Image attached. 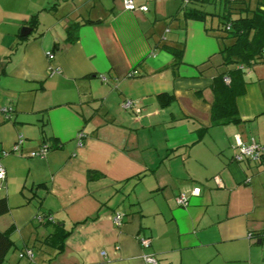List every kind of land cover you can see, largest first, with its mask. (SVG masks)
<instances>
[{
	"label": "crops",
	"instance_id": "1",
	"mask_svg": "<svg viewBox=\"0 0 264 264\" xmlns=\"http://www.w3.org/2000/svg\"><path fill=\"white\" fill-rule=\"evenodd\" d=\"M133 1L148 9L0 0V231L13 241L2 264H264V167L233 158L237 138L264 143V61L243 69L238 120L210 122L231 42L218 27L261 0L189 3L203 20L185 18L180 0ZM43 142L53 146L31 156ZM55 225L69 232L61 247L47 238Z\"/></svg>",
	"mask_w": 264,
	"mask_h": 264
},
{
	"label": "trees",
	"instance_id": "2",
	"mask_svg": "<svg viewBox=\"0 0 264 264\" xmlns=\"http://www.w3.org/2000/svg\"><path fill=\"white\" fill-rule=\"evenodd\" d=\"M199 0H191L188 3L181 2L180 9L185 18L203 20L208 14L206 11L198 9V7L189 6V3L198 2ZM232 2L234 0H226ZM262 6V8H260ZM222 27H218L222 31L223 39L231 40L220 49L222 63L227 67L225 72L216 75L211 83V89L214 94L210 108V122L212 124H224L237 121V109L235 99L242 94L245 86L243 77V69L238 68L239 64L248 67L253 63L262 61L264 56V0H261L256 7L251 10L250 14L231 19L224 16ZM92 20H86L91 22ZM98 21V20H96ZM230 23L229 29L225 24ZM85 23V22H84ZM81 22H74L67 27L66 39L73 42L77 39V29ZM168 50L175 56L174 64L180 60L182 48L169 47ZM229 77V82L223 80V76ZM169 95H158V101L161 105L167 103ZM167 98L166 101H163ZM50 148L53 145H49ZM98 173L92 170L87 172L88 178L97 176ZM8 210V204L5 197H0V215ZM42 214V213H41ZM12 228L0 231V264L8 250L12 247L13 241L10 238ZM69 232L64 231L60 226L55 225V230L50 233L47 238L51 243H59L61 247L62 241Z\"/></svg>",
	"mask_w": 264,
	"mask_h": 264
},
{
	"label": "built area",
	"instance_id": "3",
	"mask_svg": "<svg viewBox=\"0 0 264 264\" xmlns=\"http://www.w3.org/2000/svg\"><path fill=\"white\" fill-rule=\"evenodd\" d=\"M183 3H188L191 0H180ZM123 6L126 10H135V9H140L142 11H146L148 9L146 4L140 5V6H136L133 0H123ZM226 29H229L230 27V23H226L225 24ZM53 54L51 52H48V57L52 58ZM262 61H264V56H262ZM238 68L240 69H244V65L239 64ZM223 80L225 82H229V77L227 75L223 76ZM132 105V102L130 100H124L122 102V106L124 108H129ZM2 112L5 114V116L8 117L9 115V111L10 108L8 107H4L1 109ZM82 134H80L81 136ZM22 142V137L19 136L16 140V142L14 143V145L12 146L13 150H16L18 148L19 143ZM237 147H238V151L234 154L233 158L236 161H242V160H252V161H258L262 167H264V143H260L258 142L255 138L251 137L249 140L247 141H241L240 139L237 138ZM50 149V146L48 143L43 142L40 144V146L38 147V149L32 151L30 153L31 156H38V157H43L48 150ZM6 151L2 152L0 154L1 155H5ZM5 169L3 167V165L0 163V180H3L5 178ZM199 192V188H194L192 190V193H198ZM176 201L179 205H186L187 204V197L184 194H179L176 197ZM122 217L123 214L121 212H116L114 214V216L112 217V221L115 225H120L121 221H122ZM36 219L39 222H43V221H52V217L48 214H37L36 215ZM140 243L142 245H146L147 244V240L146 239H140ZM32 256V251L28 248L24 249V251L19 253V256ZM144 260L146 261L147 264H154L155 263V259L150 256V255H144L143 256Z\"/></svg>",
	"mask_w": 264,
	"mask_h": 264
},
{
	"label": "rangeland",
	"instance_id": "4",
	"mask_svg": "<svg viewBox=\"0 0 264 264\" xmlns=\"http://www.w3.org/2000/svg\"><path fill=\"white\" fill-rule=\"evenodd\" d=\"M15 253H17V250H15Z\"/></svg>",
	"mask_w": 264,
	"mask_h": 264
}]
</instances>
